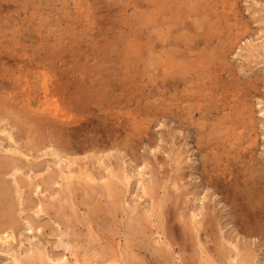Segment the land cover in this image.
Listing matches in <instances>:
<instances>
[{
  "label": "rangeland",
  "instance_id": "rangeland-1",
  "mask_svg": "<svg viewBox=\"0 0 264 264\" xmlns=\"http://www.w3.org/2000/svg\"><path fill=\"white\" fill-rule=\"evenodd\" d=\"M0 2V107L11 114L20 111L24 122V126L18 125L8 116H0V155L14 149L10 153L18 155L21 165L19 170L2 175L11 190L5 192L9 199L0 201V205L9 204L12 216H17L11 219L8 211L0 210V226L5 221L16 223L4 231L0 228L2 264H25V260L34 264L36 260L32 258L44 249V258L50 264L64 256L73 261V251L87 264H117L101 258L104 248L121 258H131L132 264H264V0ZM172 3L189 10L184 20H205L198 30L202 34L208 28L206 32L214 41L210 50L217 59H213V67L207 65L206 75L210 73L209 77L215 76L210 77L212 81L216 79L225 88H233L228 93L234 98V108H228V112L237 114L235 121H244V137L233 138V147L223 155V150L215 147L223 157L206 174L202 161L205 152L197 146L201 136L195 130L197 122L188 126L187 119H178L174 112L166 116L161 113L168 102L165 96L180 102L173 98L174 81L169 89L163 85V71L171 58L165 54L169 55L171 45L164 41L168 46H163L161 38L175 29L167 21L173 18L168 6ZM159 4L165 7L163 11L157 7ZM192 11L196 12L193 17ZM152 22L158 25L159 36ZM211 24L215 31L210 30ZM220 43L224 47L218 46ZM200 47L202 50L205 44ZM200 51L195 50L196 56ZM46 86L50 95L44 103ZM43 107L66 112L62 131L34 118L49 116L41 111ZM197 117L199 120V114L191 120ZM10 131L17 141L9 137ZM5 148L9 150L3 151ZM229 162H233L230 167ZM112 170L129 173L131 181L118 180L120 190L106 196L104 184L114 178ZM152 183L154 187L159 185L158 192L155 188L152 191ZM12 202L17 204L12 207ZM44 203L53 206L46 205L49 211L38 212ZM97 206L102 208L98 211ZM107 207L112 211L106 212ZM91 208L95 213H89ZM257 209L260 212L256 214ZM136 216L144 222L140 223ZM208 218L212 223L206 228ZM61 240L70 241L72 247L68 242L64 246Z\"/></svg>",
  "mask_w": 264,
  "mask_h": 264
},
{
  "label": "bare ground",
  "instance_id": "bare-ground-1",
  "mask_svg": "<svg viewBox=\"0 0 264 264\" xmlns=\"http://www.w3.org/2000/svg\"><path fill=\"white\" fill-rule=\"evenodd\" d=\"M171 1V0H170ZM199 1V0H198ZM176 2V1H175ZM184 3H185V1H183ZM1 3V2H0ZM155 3V2H154ZM179 3V2H178ZM188 4H189V2H187ZM158 4V3H157ZM181 4V3H180ZM187 4V5H188ZM190 4H192V3H190ZM189 4V5H190ZM188 5V7H190ZM161 6V7H160ZM165 6H166V4H165ZM168 6L170 7L169 9H171L172 11H171V13L173 12V18H172V20L171 19H168L167 21L168 22H172V25L171 26H173V24H174V26L173 27H175V29L173 30V31H171V33L170 34H168L167 36H164V37H162L161 39V41H162V43L165 41V42H168L167 44L168 45H171V47L169 48V55L168 54H165L166 55V57H171V58H169V61L166 59V61H168V62H166V64H167V66L164 68V81L163 82H165L163 85L165 86V88H167V89H169V87H172V85H171V81H174V83H173V88L175 89L174 90V92L176 91V96L175 97H173L174 99H176V100H178V101H180V102H176V103H174L173 102V100H170L169 98H168V96L166 97L165 95V98H166V101H168V102H166L165 103V106H164V108H163V112H161V113H163L165 116L166 115H168V114H170V113H173L174 112V114H176V115H178L179 117H178V119H180V117L181 118H185V119H187V121H186V123H184V124H186V125H191L192 123L194 124V123H196L197 124V128L195 129V130H197L198 131V134L199 135H201L199 138H198V143H197V146H198V149L203 153V152H205L204 154H202V161H203V171H204V173L206 174L209 170H211L212 168H211V165H214V163L215 162H217V163H219V161L221 160V158L223 157V156H221V155H218L217 154V151H221V150H223L222 152H220V153H222V155L226 152V150L227 149H230V148H232L233 147V144L234 143H232L233 142V138H235L236 140L237 139H239L240 140V138H243L244 137V135H245V132H244V130H242V127H244V121H241V119H239L238 118V121H235L236 119V115L237 114H235V112H232L231 113V111H229L228 112V108L231 110L232 108H234L233 107V101H234V98L232 99V94L231 93H228V92H230V91H232L233 90V88H230V84L231 83H227L228 84V86L229 87H227L226 86V88L224 87V85H222L221 83H219L218 82V80H216V79H213L214 81H212L211 79H210V77H209V75H210V73H209V75L207 76L206 75V71H207V65L208 64H210L209 66H211V64L213 63V59H215V52L213 51V50H210V47H211V45L213 46V44H214V41H213V37H212V35L209 33V31L208 32H206L207 31V29L208 28H206V30L205 29H202V30H205V31H202V34H203V36H202V34L200 33L201 31H199L198 29H201V27H203L206 23H205V20H203V21H197L196 19V21L195 22H193L194 20H192L191 22L190 21H187V20H184L185 19V14H188V13H186L187 11H189V10H187V8H186V10L183 8V5H182V8L181 7H179L178 5H177V3H175V4H173L172 3V6H171V4H168ZM201 6V5H200ZM157 7L158 8H160V10H164V6L163 5H161V4H159V5H157ZM154 8V7H153ZM191 8H193L192 6H191ZM198 8V7H197ZM151 10H152V8H150ZM194 9V8H193ZM159 10V11H160ZM195 10V9H194ZM191 11V10H190ZM212 11V10H211ZM169 12V11H168ZM200 12V11H199ZM207 12H208V10H207ZM216 11H214L213 13H215ZM158 13H160V12H158ZM170 13V14H171ZM194 13H196V12H191L190 13V15H192V17H193V14ZM211 13V12H210ZM212 13V14H213ZM164 14V13H163ZM198 14H200V13H198ZM201 14H203V13H201ZM205 14V13H204ZM189 15V14H188ZM207 15V14H206ZM218 15V14H217ZM166 16V15H165ZM197 16V15H196ZM198 16H200V17H202L201 15H198ZM205 16V15H204ZM215 16V15H214ZM194 17H195V15H194ZM206 17V16H205ZM215 17H218V16H215ZM215 17H214V20H215ZM147 18H148V16H147ZM154 18V16L152 15V18L151 19H153ZM190 18V17H189ZM198 18V17H197ZM206 18H208V17H206ZM199 19V18H198ZM213 19V18H212ZM149 20V19H148ZM200 20H202L201 18H200ZM209 20H210V16H209ZM218 20V19H217ZM166 21V22H167ZM148 22V21H147ZM165 22V23H166ZM218 21H216V23H217ZM220 22V21H219ZM153 23V22H152ZM156 23V22H155ZM215 23V24H216ZM181 24V25H180ZM217 24H220V23H217ZM152 25H154V23L152 24ZM161 25V24H160ZM168 25V24H167ZM207 25H208V23H207ZM221 25V24H220ZM156 26V32L158 31L157 30V26L158 25H154V27ZM218 26V25H217ZM152 27V26H151ZM153 27V28H154ZM210 27H213V25L211 24L210 25ZM215 27H216V25H215ZM221 26H219V28H220ZM162 28H164V27H162ZM149 29H151L150 27H149ZM214 29V27L213 28H210V30H212V31H215V30H213ZM152 30V29H151ZM154 30V31H155ZM167 30V29H166ZM171 30V29H170ZM155 32V34L157 35V36H159L158 35V32L156 33ZM163 32V31H162ZM168 32H169V30H168ZM154 33V32H153ZM152 33V34H153ZM212 33H214V32H212ZM215 33H217V32H215ZM154 34V35H155ZM154 35H152V36H154ZM155 35V36H156ZM157 36H156V38H157ZM198 36H200V37H198ZM214 36V35H213ZM216 37H217V39H218V36H217V34H216ZM150 38H151V36H150ZM155 38V39H156ZM225 39V38H224ZM220 40V39H219ZM219 40H218V42H219ZM216 41V40H215ZM154 42V41H153ZM202 43H204L205 44V47L201 50L200 48V45L202 46ZM217 43V42H216ZM147 44H149V43H147ZM167 44H165V43H163V46H168ZM219 44V43H218ZM151 45V44H150ZM155 45V44H154ZM157 45H158V43H157ZM148 46V45H147ZM156 46V45H155ZM154 46V47H155ZM160 46V45H159ZM218 46H223L224 47V44L222 45L221 43H220V45H218ZM217 46V47H218ZM200 47V48H199ZM167 48V47H166ZM198 48V49H197ZM213 48V47H212ZM159 49V48H158ZM164 49V48H163ZM222 49V48H221ZM156 50V49H155ZM166 50V49H165ZM195 50L196 51H200V52H196L197 53V55L198 56H196V54H195ZM155 52V51H154ZM167 53H168V51H166ZM218 52H220V51H218ZM225 52V51H224ZM152 54V53H151ZM220 54H221V52H220ZM155 55V54H154ZM153 56V55H152ZM151 56V57H152ZM154 57V56H153ZM223 57V56H222ZM222 57H220V59H222ZM155 58V57H154ZM153 59V58H152ZM215 61H217V59H215ZM217 64V63H216ZM215 64V65H216ZM221 65V64H220ZM222 65L224 66V64L222 63ZM219 66V65H218ZM211 67H213V66H211ZM216 68V69H215ZM214 69L215 70H217V69H219V68H217V67H215ZM226 68V66H224V69ZM228 69H230V68H228ZM214 70V71H215ZM231 70V69H230ZM212 71V70H211ZM220 71V70H219ZM222 71H223V67H222ZM207 72H209V71H207ZM226 72V71H225ZM214 73H217V72H214ZM220 73V72H219ZM230 73L233 75V72H231L230 71ZM211 74H213V72L211 73ZM221 74V73H220ZM217 75V74H216ZM224 75V74H223ZM226 75H228V74H226ZM230 75V74H229ZM153 77H154V75H153ZM215 77V76H214ZM214 77H211V78H214ZM217 77V76H216ZM228 77V76H227ZM226 77V78H227ZM231 77V76H230ZM230 77H229V79H230ZM156 78V77H155ZM173 78V79H172ZM154 80V79H153ZM227 80H228V78H227ZM220 81V80H219ZM152 82V81H151ZM184 83V84H183ZM171 85V86H170ZM238 85V84H237ZM236 85V86H237ZM161 86V85H160ZM180 87H182V89H180ZM184 87V88H183ZM153 88V87H152ZM48 86H46V89H45V95H44V97H43V101H44V103L49 99V95H48ZM155 89V88H154ZM171 89V88H170ZM236 89V88H235ZM239 89H240V86H239ZM236 90H238V89H236ZM168 91V90H167ZM167 91H166V93H167ZM151 93L153 92V90L152 91H150ZM159 93H160V91H158ZM164 92V91H163ZM247 92V91H246ZM154 93H155V91H154ZM239 93V92H238ZM241 93V92H240ZM29 95H30V93H28ZM168 94V93H167ZM174 94V93H173ZM247 95H248V93H247ZM17 96H18V93H17ZM23 96V95H22ZM32 97V96H31ZM171 97V96H170ZM229 98V99H228ZM45 99V100H44ZM169 99V100H168ZM237 99H239V98H237ZM22 100V99H21ZM28 102H30L31 103V98L30 97H28ZM163 100V99H162ZM23 101V100H22ZM164 102H165V100H163ZM241 101V100H240ZM186 102H188V104H184V103H186ZM73 103V102H72ZM161 103V102H160ZM159 103V104H160ZM238 103H240V102H238ZM18 104V103H17ZM240 105V104H239ZM6 106V105H5ZM4 106V107H5ZM13 106V105H12ZM17 106V105H16ZM156 106V105H155ZM173 106H175V107H177L176 108V110H175V108L173 107ZM2 107V106H1ZM0 107V116L1 115H6V116H8L9 117V119H10V121H12V122H14V123H17L18 125H20V123L23 125V121L21 120V113H20V111H16V113L15 114H11L10 113V110L8 111L7 109H2ZM154 107V106H153ZM160 107V106H159ZM162 107V106H161ZM236 108H237V106H235ZM244 107V106H243ZM150 108V107H149ZM241 108H242V106H241ZM245 108V107H244ZM15 109V108H14ZM154 109H156V108H154ZM19 110H21V109H19ZM237 110H239V108L237 109ZM24 112H22V113H25V115H26V113L27 112H25V110H23ZM41 111L42 112H45L46 114H49V116H44V117H35L34 115L35 114H33V116H34V118L38 121V122H40V123H44V126H49V127H53L55 130H57V131H62V127L64 126V125H62V124H64V122H67V119L65 118V116H66V112L65 113H63L62 111H60V110H57V109H54V108H52V107H43L42 109H41ZM145 111H146V109H145ZM149 111H150V109H149ZM161 111V110H160ZM240 112V111H239ZM243 112V111H242ZM13 113V112H12ZM197 114H199L200 115V117H199V120H198V117H197V119L196 120H198V121H193V120H191V119H193ZM28 115V114H27ZM173 115V114H172ZM32 116V115H31ZM32 116V117H33ZM37 116V115H36ZM241 116V115H240ZM239 116V117H240ZM3 117V116H2ZM24 118H25V116H24ZM211 118H213V120H211ZM4 119V118H3ZM185 119L183 120V122L185 121ZM235 119V120H234ZM244 119V118H243ZM34 120V119H33ZM30 121H31V119H30ZM212 121V122H211ZM215 121V122H214ZM27 122V121H26ZM229 122H231L232 123V125H231V123H230V125L229 126H227V124H229ZM243 122V123H242ZM34 125V124H33ZM62 125V126H61ZM188 125V126H189ZM251 125H252V123H251ZM24 126V125H23ZM43 126V127H44ZM231 126H233V127H231ZM40 127V126H39ZM29 128V127H28ZM41 128V127H40ZM66 128V127H65ZM210 128V129H209ZM5 129V128H4ZM3 129V130H4ZM23 129V128H22ZM249 129V128H248ZM251 129V128H250ZM2 130V131H3ZM6 130H8V129H6ZM36 130V129H35ZM46 130V129H45ZM20 131H21V129H20ZM24 131V130H23ZM47 131V130H46ZM25 132H27V130H25ZM48 132V131H47ZM46 132V133H47ZM58 133V132H57ZM5 134H6V132H5ZM27 134V133H26ZM25 134V135H26ZM62 134V133H61ZM197 134V135H198ZM8 135H9V137L13 140L14 139V141L16 140V137H15V135L13 134V133H11V131L10 132H8ZM60 135V134H59ZM59 135H58V137H59ZM249 135V134H248ZM39 136V135H38ZM255 136V135H254ZM26 137H28V135L26 136ZM31 137V136H30ZM34 137H35V135H34ZM54 137V136H53ZM249 137V136H248ZM37 138V137H36ZM60 138H62L61 136H60ZM29 139V138H28ZM32 139V138H31ZM65 139V138H64ZM36 140V139H35ZM39 140V139H38ZM215 140H217V142H215ZM17 141V140H16ZM29 141V140H28ZM31 141V140H30ZM34 140L32 139V142H33ZM40 141H43V140H41L40 139ZM67 142V141H66ZM234 142H237V141H234ZM240 142V141H239ZM243 142V141H242ZM247 142H249V141H247ZM33 144V143H32ZM67 144V143H66ZM61 146H62V143H61ZM64 146V145H63ZM65 146H69V143H68V145H65ZM247 146H248V144H247ZM67 147H65L66 149H67ZM215 147H219L218 149H217V151L216 150H214V148ZM13 148V147H12ZM40 148V147H39ZM64 148V149H65ZM237 148V147H236ZM243 148V147H242ZM246 148V147H245ZM234 149V148H233ZM6 150H9V149H7V148H5V150L3 149V151H6ZM12 150V152L14 151V149H11ZM10 150V151H11ZM251 150V149H250ZM10 151L8 152V151H6L5 152V154L4 155H0V201L2 202L3 200H4V202H5V200L6 199H9V197H7V195H6V193H7V191L9 192V190H11V187H10V189H8L7 187H9V186H6V185H8V183L6 182V180H7V178L5 179L4 178V180L2 179L3 177H2V175L3 174H6V173H8V172H10L11 173V171H13V169L14 170H19V168H20V162L18 161V155H16V154H13V153H10ZM16 151V153H18L19 155H20V152H19V150H15ZM244 151V150H243ZM224 152V153H223ZM7 153V154H6ZM10 153V154H9ZM54 153V152H53ZM228 153V152H227ZM1 154V153H0ZM157 154V153H156ZM225 157H226V155H224ZM21 158V157H20ZM62 159V158H61ZM20 160V159H19ZM178 161H179V159H178ZM228 161H232L230 158H229V160ZM22 162V161H21ZM231 163H233V162H231ZM231 163L229 162V163H227L228 164V166L230 167V165H231ZM178 165H180V161H179V163H178ZM63 166V165H62ZM220 166V165H219ZM235 166V165H234ZM226 167H227V165H226ZM82 168V167H81ZM224 169H226V168H224ZM234 170V169H233ZM82 171V170H81ZM80 171V172H81ZM18 172V171H17ZM60 172H63V171H60ZM88 172V171H87ZM123 172H125V171H123ZM159 172V171H158ZM58 172L56 171V174H57ZM112 173H113V175H114V178L113 179H111L110 178V180L109 181H107V182H105L106 184H104L103 186H104V189H105V191L107 192V195L106 196H108V194L109 195H115V193H117L118 191H117V188L119 189V187H118V182L119 181H125V180H128V183L130 184V181H131V178H130V176H129V173L127 174V173H119V171L118 172H116L115 170H112ZM183 173L184 172H181V174L183 175ZM186 173V172H185ZM224 173H228L227 171H224ZM231 173H233V171L231 172ZM54 174H55V172L53 173V175L52 176H54ZM61 174V173H60ZM88 174V173H87ZM89 174H91L90 172H89ZM181 174H180V176H181ZM8 175V174H7ZM51 175H49V177L51 176ZM65 175V174H64ZM92 175V174H91ZM16 176V175H15ZM63 176V175H62ZM90 176V175H89ZM88 176V177H89ZM17 177V176H16ZM56 177V176H55ZM64 177H70V175L68 174V176H64ZM182 177V176H181ZM219 177V176H218ZM225 177V176H224ZM19 178V177H18ZM17 178V179H18ZM54 178V177H53ZM90 178L91 179H93V177H91L90 176ZM183 178V177H182ZM66 179H69V178H66ZM154 179V178H153ZM157 180H159V178H156ZM220 179V178H219ZM3 180V182H1ZM49 180H52L51 179V177H50V179ZM119 180V181H118ZM155 180V179H154ZM153 180V181H154ZM8 181V180H7ZM17 181V180H16ZM176 181H178V180H176L175 179V182ZM9 182V181H8ZM20 182V181H19ZM24 183L25 181H21V183ZM1 183H2V185H1ZM7 183V184H6ZM21 183H19V184H21ZM51 183V182H50ZM55 183V182H54ZM154 183V182H153ZM152 183V184H153ZM155 183H157L156 181H155ZM159 183H160V181H159ZM6 184V185H5ZM62 184V183H61ZM119 184H121V183H119ZM27 185V184H26ZM63 185V184H62ZM5 186V187H4ZM121 186V185H120ZM127 186V185H126ZM149 186L151 187V185L149 184ZM155 186V184H153L152 185V191H154L153 189L155 188V191H157L158 192V186L159 185H156V187H154ZM18 187H20V185H18ZM101 187H102V185H101ZM122 188V187H121ZM125 188V187H124ZM156 188H157V190H156ZM179 188V187H178ZM20 189V188H19ZM151 189H150V191H151ZM63 190V189H62ZM120 190V189H119ZM188 190V189H187ZM94 192L96 191V190H93ZM101 191V190H100ZM146 191L147 192H149V189L148 188H146ZM151 191V192H152ZM6 192V193H5ZM11 192V191H10ZM146 192V193H147ZM156 192V193H157ZM186 192H188V191H186ZM254 192V191H253ZM121 193H122V191H121ZM145 193V194H146ZM251 193V192H250ZM256 193V192H255ZM98 194V193H97ZM102 194H104V192H102ZM124 194V193H123ZM152 194V196L154 195L153 193H151ZM151 194H149V196L151 195ZM94 195V194H93ZM9 196V195H8ZM98 196V195H97ZM96 196V197H97ZM101 196L102 195H100V198L99 199H101ZM117 196H119L118 194H117ZM254 196V195H253ZM103 197H104V195H103ZM115 197V196H114ZM155 197V196H154ZM11 198H13V196L11 195ZM109 198V197H108ZM152 198V197H151ZM256 198V197H255ZM65 200L66 199H68L67 197H65L64 198ZM103 199V198H102ZM101 199V200H102ZM65 200H63V201H65ZM101 200H100V202H101ZM113 200V199H112ZM117 200V199H116ZM33 201V200H32ZM104 201V200H103ZM110 201H111V199H110ZM114 201V200H113ZM118 201H120V200H118ZM155 201H157V199L155 200ZM60 202H61V200H60ZM114 202H116V204H117V201H114ZM24 203V202H23ZM42 203V202H41ZM52 203H53V201H52ZM95 203H98V200H96L95 201ZM95 203L93 204L94 206H95ZM102 203V202H101ZM106 203V201H104L102 204H105ZM164 202H162V204H163ZM11 204V203H10ZM15 204H17V203H13L12 202V204H11V206L13 207ZM48 204V203H47ZM46 203H44V205L38 210V212H40V211H46V210H50L49 209V207H46L45 208V206L47 205ZM63 204V203H62ZM61 204V205H62ZM65 204H68V203H65ZM70 204V203H69ZM114 204V203H113ZM116 204H114V205H116ZM154 204V203H153ZM3 205V204H2ZM50 205V204H49ZM49 205H47V206H49ZM71 205V204H70ZM99 205V204H98ZM101 205V204H100ZM106 205V204H105ZM108 205V204H107ZM118 205V204H117ZM114 206L115 208H117L118 206ZM52 206H53V204H51L50 205V207L52 208ZM55 206V205H54ZM63 206V205H62ZM66 206V205H65ZM64 206V207H65ZM69 206V205H68ZM68 206H67V208H68ZM102 206V205H101ZM100 206V208H102ZM59 207H60V204H59ZM98 207V206H97ZM105 207V206H104ZM111 207V206H110ZM168 207V206H167ZM71 208V206H69V208L68 209H70ZM96 208V207H95ZM100 208L98 207L97 209H98V211L100 210ZM119 208V207H118ZM118 208H117V210H118ZM2 209H5L6 211H8V216L12 219H14L15 217H17V216H15V217H13L12 216V214L14 215V213H13V210H12V208L9 206V204H7L6 203V205H3V206H1L0 205V210H2ZM14 209V208H13ZM15 209H17L16 207H15ZM14 209V210H15ZM54 209V208H53ZM107 209V210H106ZM105 209V211L107 212L108 211V207ZM132 209V208H131ZM136 209V208H135ZM169 209V208H168ZM62 210L64 211V209L62 208ZM66 210V209H65ZM95 210V209H94ZM110 210V209H109ZM115 210V209H114ZM116 210V211H117ZM119 210H120V208H119ZM152 210H153V208H152ZM175 210V209H174ZM3 211V210H2ZM5 211V212H6ZM102 211H104V210H101V212ZM112 211V210H111ZM111 211H108V212H111ZM56 212V211H55ZM62 212V211H61ZM60 211H59V213H61ZM92 212H94L93 211V208H91V212H90V210H89V213H92ZM150 212V211H149ZM155 212V211H154ZM170 212V210L168 211V213ZM175 212H176V210H175ZM260 212V209H257V210H255V213L257 214V213H259ZM16 213V212H15ZM58 213V212H57ZM71 213V212H70ZM70 213H67V215H69ZM95 213V212H94ZM99 213V212H98ZM131 213V212H130ZM172 213V212H171ZM177 213V212H176ZM64 214H66V213H63L62 215H64ZM104 214H105V212H104ZM114 214V213H113ZM117 214V213H116ZM115 214V218L117 219L118 217H119V214H117L118 215V217H116L117 215ZM132 214V213H131ZM38 215H39V213H38ZM67 215L65 216L66 218H67ZM73 216L75 215L76 216V213H74V214H72ZM95 215V214H94ZM138 215H139V213H138ZM151 215V214H150ZM160 215V214H159ZM2 216V213L0 214V217ZM4 216V215H3ZM12 216V217H11ZM55 217H56V215H54ZM58 217L59 216H61L60 214L59 215H57ZM97 216H99V215H97ZM132 216V215H131ZM7 217V216H6ZM62 217V216H61ZM70 217V216H69ZM79 217H81V216H79ZM95 217V216H94ZM113 217H114V215H113ZM143 217V216H142ZM175 217V216H174ZM60 218V217H59ZM58 218V219H59ZM63 218V217H62ZM66 218H65V220H66ZM89 218V217H88ZM87 218V219H88ZM136 218L138 219H140V216L139 217H137L136 216ZM1 219L2 218H0V222H2L3 223V221H1ZM5 219V218H4ZM16 219V218H15ZM57 219V220H58ZM64 219V218H63ZM68 219H70V218H68ZM79 219H81V218H79ZM87 219H84V222H85V220H87ZM164 219H165V216H164ZM213 219H214V217H213ZM75 220V219H74ZM90 220V219H89ZM93 220V219H92ZM76 221V220H75ZM81 221H82V219H81ZM115 221V220H114ZM129 221H130V218H129ZM138 221V220H137ZM164 221V220H163ZM177 221V220H176ZM203 221V220H202ZM202 221L200 222L201 224H203L202 223ZM7 221H5L4 223L5 224H2L1 226H0V228H1V231H4L5 229H7L8 227H15L16 226V223H15V221H10V222H8V223H6ZM66 222V221H65ZM69 222V221H68ZM87 222V221H86ZM93 222V221H92ZM91 222V223H92ZM107 222V221H106ZM131 222V221H130ZM141 222H144V220L142 221V218L140 219V223ZM162 222V221H161ZM47 223V222H46ZM83 223V222H82ZM82 223H80V224H82ZM89 223V222H88ZM212 223V220L210 219V218H208L207 219V221L205 222V227L206 228H208V227H210L209 225ZM114 224V223H113ZM153 224V223H152ZM177 224V223H176ZM46 225V224H45ZM48 225V224H47ZM72 225V224H71ZM84 225V224H83ZM87 225V224H86ZM89 225H90V223H89ZM88 225V226H89ZM115 225V224H114ZM132 226V225H131ZM158 226V225H157ZM19 227H21V226H19ZM104 227V226H103ZM106 227V226H105ZM140 227V226H139ZM161 227H163L162 225H161ZM212 227V226H211ZM134 228V227H133ZM138 227L136 226V229H137ZM142 228V227H141ZM145 228H146V226H145ZM9 229V228H8ZM19 230H20V228H18ZM18 229H16V231L18 230ZM68 229V228H67ZM107 229V228H106ZM139 229V228H138ZM173 229V228H172ZM176 229V228H175ZM184 230V229H183ZM70 231V230H69ZM74 231V230H73ZM77 231V230H76ZM159 231V230H158ZM165 231V230H164ZM71 232V231H70ZM106 232V231H105ZM145 232V231H144ZM194 232V231H193ZM78 233H79V231H78ZM134 234H135V232H133ZM173 233V232H172ZM198 233H199V231H198ZM211 233V232H210ZM69 234V233H68ZM80 234V233H79ZM108 234V233H107ZM131 234V233H130ZM9 235L10 234H8V237H9ZM82 235V234H81ZM92 235V234H91ZM97 235V234H96ZM132 235V234H131ZM144 235H145V233H144ZM211 235V234H210ZM75 236V235H74ZM133 236V235H132ZM141 236V235H140ZM175 236V235H174ZM5 237V236H4ZM7 237V236H6ZM79 237H81V236H79ZM143 237V236H142ZM1 238V237H0ZM74 238V237H73ZM98 238V237H97ZM134 238V237H133ZM78 240V239H77ZM97 240V239H96ZM98 240H99V238H98ZM101 240V239H100ZM99 240V241H100ZM135 240V239H134ZM176 240H177V238H176ZM62 241V240H61ZM102 241V240H101ZM100 241V242H101ZM141 241V240H140ZM168 241V240H167ZM187 241H188V239H187ZM67 242L68 241H66L65 243H64V241H62L61 243L64 245V246H66L65 244H67ZM73 242H75L74 240H73ZM69 244H67V245H70L69 247H72V244H70V241L68 242ZM172 243H174V242H172ZM175 243H176V241H175ZM75 244V243H74ZM79 244V243H78ZM100 244V243H99ZM98 244V245H99ZM106 244V243H105ZM59 245V244H58ZM75 245H77V244H75ZM74 245V246H75ZM167 245V244H166ZM73 246V247H74ZM78 246V245H77ZM109 246V245H108ZM144 246H145V244H144ZM110 247V246H109ZM149 247V246H148ZM218 247V246H217ZM78 248H79V246H78ZM77 248V249H78ZM96 248V247H95ZM95 248H92V251L93 250H96V252H97V249H95ZM104 248V247H103ZM112 248V247H111ZM171 249V247H166V249ZM39 250L38 251H40V249L41 248H38ZM66 249V248H65ZM67 249H69V248H67ZM70 249H73V248H70ZM74 249H75V247H74ZM113 249V248H112ZM207 249H209V248H207ZM217 249V248H216ZM219 249V248H218ZM42 250V249H41ZM102 249H100L99 250V252L101 251ZM211 250V249H210ZM221 250V249H220ZM44 251H45V249L43 250V251H40L39 253H37L36 254V257L35 258H32V260H34L35 262H34V264H50V263H48L47 261H48V259H47V261L45 260V258H44ZM79 251V250H78ZM104 251H105V253H101V255H103L101 258H105V260H110L111 261V263H117V264H132V260H131V258H126V259H124V258H121V257H119L116 253H114V252H111V250L109 249V248H104ZM159 251V250H158ZM170 251V250H169ZM168 251V252H169ZM207 251V250H206ZM215 251V250H214ZM46 252V251H45ZM71 252V251H70ZM98 252V253H99ZM209 252H211V251H209ZM247 252H249V251H247ZM36 253V252H35ZM48 253V252H47ZM46 253V254H47ZM73 253H74V255H75V258L73 259V261L72 260H70L69 258H66L65 256L62 258H58V260H56L55 262H53L52 264H87V263H85L84 261H82V259L80 258V255L78 254V253H76L75 251H73ZM97 253V255H99ZM157 253H159V252H157ZM223 253V252H222ZM33 254V253H32ZM31 254V255H32ZM50 254V253H49ZM71 254H72V252H71ZM94 254H95V252H94ZM129 254V253H128ZM210 254V253H209ZM217 255H219L218 253H216ZM248 254V253H247ZM73 255V256H74ZM96 255V254H95ZM30 256V255H29ZM34 256V255H33ZM32 256V257H33ZM48 256V255H47ZM159 256V255H158ZM168 256V255H167ZM244 256H246V255H244ZM248 256H250V254H248ZM251 256H252V254H251ZM28 257V256H27ZM162 258V256H159V258ZM166 257V256H165ZM224 257V256H223ZM28 258H30V257H28ZM48 258V257H47ZM84 258V257H83ZM100 258V257H99ZM134 258V257H133ZM158 258V257H157ZM241 258H243V257H241ZM17 259V258H16ZM21 261H22V259L21 258H19ZM25 259V258H24ZM152 259V258H151ZM170 259H172V256H171V258ZM208 259V258H207ZM212 259V258H211ZM246 259H247V256H246ZM250 259V258H249ZM18 260V259H17ZM49 260H51V259H49ZM84 260V259H83ZM158 260V259H157ZM240 260H242V259H240ZM163 261H166V258H164L163 257ZM218 261V260H217ZM220 261V260H219ZM244 261V260H243ZM248 261V260H247ZM31 262V261H30ZM162 262V261H161ZM209 262V261H208ZM215 262V261H214ZM1 264H2V261L0 262ZM32 263V262H31ZM31 263H29V261H28V263H26V260H25V264H31ZM137 263V262H136ZM221 263V262H220ZM240 263H242V262H240Z\"/></svg>",
  "mask_w": 264,
  "mask_h": 264
}]
</instances>
